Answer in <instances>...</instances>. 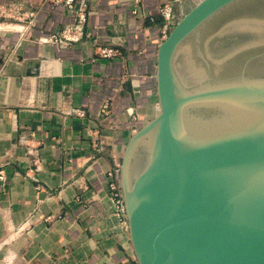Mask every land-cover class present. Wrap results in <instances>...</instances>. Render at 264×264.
I'll return each mask as SVG.
<instances>
[{"label": "crops", "instance_id": "1", "mask_svg": "<svg viewBox=\"0 0 264 264\" xmlns=\"http://www.w3.org/2000/svg\"><path fill=\"white\" fill-rule=\"evenodd\" d=\"M63 2L0 0V264H137L106 173L157 113L150 17L169 0H74L80 22Z\"/></svg>", "mask_w": 264, "mask_h": 264}, {"label": "water", "instance_id": "2", "mask_svg": "<svg viewBox=\"0 0 264 264\" xmlns=\"http://www.w3.org/2000/svg\"><path fill=\"white\" fill-rule=\"evenodd\" d=\"M240 1H199L159 44L158 110L119 165L137 264H264V77L234 80L226 57L187 85L176 64L194 36L205 53Z\"/></svg>", "mask_w": 264, "mask_h": 264}, {"label": "rangeland", "instance_id": "3", "mask_svg": "<svg viewBox=\"0 0 264 264\" xmlns=\"http://www.w3.org/2000/svg\"><path fill=\"white\" fill-rule=\"evenodd\" d=\"M199 1L201 0H169L168 3H163L162 6L171 8L172 23L169 31ZM217 21L220 28L224 27L222 35L209 41L205 53L202 46L200 50L195 48L196 36L190 39L179 53L176 64L184 83H196L208 71L209 62H213L214 66L226 57L231 59L230 75L234 80H240L242 73L246 80L264 77V0H242L235 3L223 11ZM212 25L210 23L206 30ZM220 68L221 66L218 71ZM213 74L216 75L214 72Z\"/></svg>", "mask_w": 264, "mask_h": 264}, {"label": "built area", "instance_id": "4", "mask_svg": "<svg viewBox=\"0 0 264 264\" xmlns=\"http://www.w3.org/2000/svg\"><path fill=\"white\" fill-rule=\"evenodd\" d=\"M64 6L66 7L67 11H69L72 15H75L77 17V22L85 21L86 19V12L84 9V4L82 3H76L74 0H64L63 2ZM133 13H136L133 11ZM171 8L170 6H158L156 9V12L151 15L150 19L153 21L155 17H161L163 20L162 23V29H161V39L167 37L169 33V27L171 26ZM75 16H72L73 18ZM78 29V24H75V19H73V22L70 24H66L62 29V34L65 40L69 42H76L79 39L78 33H74ZM81 30V28H80ZM161 40V41H162ZM99 54L102 57H112L114 56L115 50L111 47L103 46L100 48ZM98 115H104L107 116L108 119L110 116H112L110 109H109V102L108 100H103L100 104V108L98 110ZM95 133H97L95 131ZM93 139V143L98 147V150H101V143L98 139V134H95ZM107 179H108V187H109V198L111 201V207L113 209V212L116 217H118L120 220L124 221L126 219L125 217V211H124V205L122 200V194L119 187V165L113 170L107 171ZM0 179H2V175H0Z\"/></svg>", "mask_w": 264, "mask_h": 264}, {"label": "bare ground", "instance_id": "5", "mask_svg": "<svg viewBox=\"0 0 264 264\" xmlns=\"http://www.w3.org/2000/svg\"><path fill=\"white\" fill-rule=\"evenodd\" d=\"M235 57V56H234ZM237 57V56H236ZM235 59H237V58H235ZM222 66V65H221Z\"/></svg>", "mask_w": 264, "mask_h": 264}]
</instances>
